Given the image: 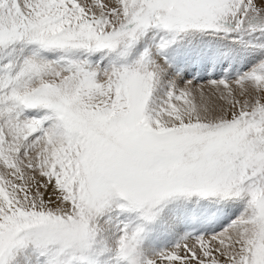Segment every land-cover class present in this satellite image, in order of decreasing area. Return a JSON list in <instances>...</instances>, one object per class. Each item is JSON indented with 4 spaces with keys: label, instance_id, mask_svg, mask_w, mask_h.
Returning <instances> with one entry per match:
<instances>
[{
    "label": "snow or ice",
    "instance_id": "obj_1",
    "mask_svg": "<svg viewBox=\"0 0 264 264\" xmlns=\"http://www.w3.org/2000/svg\"><path fill=\"white\" fill-rule=\"evenodd\" d=\"M0 264H264V0H0Z\"/></svg>",
    "mask_w": 264,
    "mask_h": 264
}]
</instances>
